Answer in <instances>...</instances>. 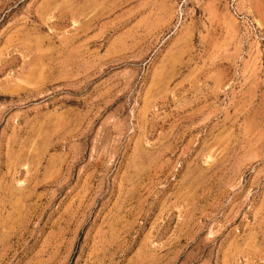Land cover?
Here are the masks:
<instances>
[{
	"label": "rangeland",
	"instance_id": "rangeland-1",
	"mask_svg": "<svg viewBox=\"0 0 264 264\" xmlns=\"http://www.w3.org/2000/svg\"><path fill=\"white\" fill-rule=\"evenodd\" d=\"M0 264H264V0H0Z\"/></svg>",
	"mask_w": 264,
	"mask_h": 264
}]
</instances>
